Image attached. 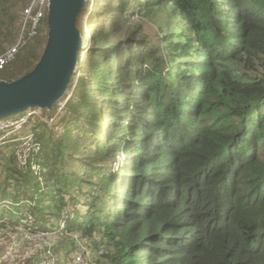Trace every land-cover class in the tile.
Returning a JSON list of instances; mask_svg holds the SVG:
<instances>
[{"label":"trees","instance_id":"obj_1","mask_svg":"<svg viewBox=\"0 0 264 264\" xmlns=\"http://www.w3.org/2000/svg\"><path fill=\"white\" fill-rule=\"evenodd\" d=\"M27 3L0 0V54ZM155 13L171 27L147 30ZM76 27L60 132L56 103L25 167L0 146V220L102 232L95 264H264V0H86ZM46 38L45 14L0 80Z\"/></svg>","mask_w":264,"mask_h":264},{"label":"rangeland","instance_id":"obj_2","mask_svg":"<svg viewBox=\"0 0 264 264\" xmlns=\"http://www.w3.org/2000/svg\"><path fill=\"white\" fill-rule=\"evenodd\" d=\"M32 3V0H28V3L25 7L21 8L17 13V21L15 26V36L14 39L10 42L5 41L1 46L4 49L9 48L11 45L17 42L18 34L21 30V23L23 21V9L28 7ZM133 6V5H132ZM36 8V4L34 5ZM141 16L134 15L133 20L140 21ZM143 21V19H142ZM166 24L167 27H171V24L166 22V19L162 14H154L153 20L146 19L143 22L145 28L150 31H157V29L162 25ZM82 24V23H81ZM84 24V23H83ZM175 31L180 30L178 28H173ZM89 29H86V32ZM91 31V30H90ZM89 31V32H90ZM85 32V33H86ZM4 34L5 31H2ZM83 33L82 36L85 34ZM160 37H164L166 34L163 32H159ZM84 37V36H83ZM179 38L181 36L179 34ZM83 42V41H82ZM20 47L16 55L20 52ZM15 55V57H16ZM77 75H79V69H76ZM77 80V78L75 79ZM93 86L90 88L92 89ZM69 94H65L62 97L56 106L60 107L61 109L57 111V115L54 117L53 121L51 119L49 121H45L47 124L49 122L60 121L63 117V112H65L66 103L69 101ZM35 114L30 116V123L27 126H24L23 123H20L19 118L12 119L11 123H15L13 126V130H17L13 133V130L7 131V133H0V146L4 150H13L16 154L17 158L19 159V163L24 160L23 156V148L20 145L23 142H18L19 138L22 136L23 141L32 140L33 135H36L35 131L38 135H42L45 133L46 127L43 126L44 123L41 125L38 124V120L40 119L41 115L40 112L37 111V108H34ZM44 111L41 112V114ZM43 115V114H42ZM13 117H19V115H15ZM25 115L21 116L24 118ZM0 123H3L2 121ZM58 123V122H57ZM17 124H20L21 128L18 127ZM11 125V124H10ZM37 126V128H36ZM49 131L55 136L60 132V129L57 128L55 124L46 125ZM37 129V130H33ZM20 141V140H19ZM124 159L122 154L117 157V163L115 166L121 164V161ZM25 169V168H24ZM5 205H8L10 202L5 201ZM81 208L80 206H78ZM24 221V220H22ZM4 221L0 220V264H39L41 259L47 255L48 248L52 250V256L55 259L56 264H58V260L62 259V264H75V259L80 257L82 260V264H95L96 258L103 257L107 252H109L108 248L105 244L102 243L100 239H103L102 232H97L95 236L92 238H87L81 236L78 232L68 233L67 231L61 232L63 229V224H58V229L55 231L56 233H46L41 231L31 229L30 226L21 225L17 226H5ZM35 229V227H34ZM104 240V239H103ZM100 262H104V258H99ZM29 260V261H28ZM28 261V262H27Z\"/></svg>","mask_w":264,"mask_h":264},{"label":"water","instance_id":"obj_3","mask_svg":"<svg viewBox=\"0 0 264 264\" xmlns=\"http://www.w3.org/2000/svg\"><path fill=\"white\" fill-rule=\"evenodd\" d=\"M86 0H49L47 38L34 67L12 81L0 80V119L30 109H51L68 90L82 48L76 21Z\"/></svg>","mask_w":264,"mask_h":264},{"label":"built area","instance_id":"obj_4","mask_svg":"<svg viewBox=\"0 0 264 264\" xmlns=\"http://www.w3.org/2000/svg\"><path fill=\"white\" fill-rule=\"evenodd\" d=\"M31 1V0H30ZM48 1L49 0H32V3L26 7L25 9H23V21L21 23V30L18 34V40L16 43H14L13 45H11L9 48L5 49L1 54H0V71L3 70L9 63H11L14 59H15V55L18 52V49L20 47V49L28 42L29 39L37 36L39 34V30L41 27V22L42 19L44 17V15L47 13V6H48ZM36 4V8L34 7V5ZM58 103V102H57ZM58 110H60V107H57ZM35 109H30L29 111L23 113L22 115H20L19 117H8V118H4V119H0V122L2 121L3 123H0V133H7V131H11L13 130V126L15 123H11V121H13L12 119L15 118H19L20 119V123H23V125H25L28 122V119L30 118V116H32L33 114H35ZM44 109H37V111L40 112V119L41 120H45L42 117L41 112ZM47 110V109H45ZM56 110V114L53 115L50 119L51 121H53L54 117L57 115V111ZM25 115L24 118H21V116ZM49 119V120H50ZM49 120H45V121H49ZM51 122H49L50 124ZM11 124V125H10ZM18 127L21 128L20 124H17ZM17 130H13V133L16 132ZM22 136L19 138L18 142H23L22 145H20L21 148H23L24 152L22 153L24 156V160L20 163L21 165H24V167L26 166V160L28 161V154L30 153H37L40 148L41 145L40 143L37 141V137L35 135H33V139L32 140H26L23 141L21 140ZM19 161V159H18ZM32 170L35 173H39V165L37 164H33L32 165ZM28 226L32 227L31 229L36 230L37 227L32 226V224H28ZM36 231H41V232H46V233H53L55 234L56 232L54 231H49V230H36ZM52 250L50 248H48L47 251V255L45 256V258L43 257V259H41L42 261H40L39 264H56L54 257L52 256ZM75 264H82V260L80 257H77L75 259Z\"/></svg>","mask_w":264,"mask_h":264}]
</instances>
